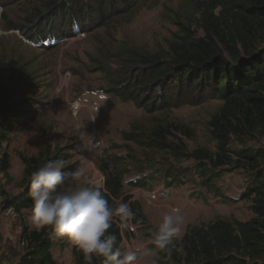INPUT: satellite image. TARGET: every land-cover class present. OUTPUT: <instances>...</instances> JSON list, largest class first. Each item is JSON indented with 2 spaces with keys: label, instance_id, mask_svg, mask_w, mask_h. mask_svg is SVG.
<instances>
[{
  "label": "rangeland",
  "instance_id": "obj_1",
  "mask_svg": "<svg viewBox=\"0 0 264 264\" xmlns=\"http://www.w3.org/2000/svg\"><path fill=\"white\" fill-rule=\"evenodd\" d=\"M209 1L136 0L132 14L116 16L107 26L90 33L75 30L72 37L61 40L53 39L54 36L45 38L42 30L32 35V28L25 27L31 0H0V94L9 90H16L15 95L22 93L18 98L27 103L26 108L32 113L0 149V158L6 155L11 166L10 181L0 174V264H19L26 250L21 238L23 227L35 230L27 223L30 210L21 214L6 210L1 192L7 198L18 195L23 158L36 156L42 149L52 155L68 151L64 168L78 165L82 176L69 187L63 186L65 191L84 183L102 185L98 180L104 179L100 169L104 158L113 164L112 170L124 173L127 185L123 196L129 197L143 219L136 224L134 235H125L124 251L137 244L151 248L150 232L173 208L180 209L184 217L173 241L177 243L188 227L217 219L246 222L253 218L251 202L232 203L216 198L200 185L196 163L185 156H175L181 142L188 153L200 148L216 150L209 137L208 122L221 108V100L149 114L107 92L123 77L124 73H119L126 64L118 55L124 49L150 53L167 49L175 35L181 34L182 26L202 36L200 9ZM15 27L26 30L23 33ZM23 84L25 90H20ZM73 103L79 105L77 114L73 113ZM93 106L99 109L94 112ZM158 128L170 130L167 141L174 149L155 147L152 140ZM93 132L103 140L101 148L90 146ZM248 144L264 147V138ZM233 149H241L237 141ZM132 181L143 186H133ZM217 183L223 193L239 199L247 181L241 171H234L223 174ZM152 192H157L155 200L149 198ZM74 248L66 239L55 240L52 254L57 264H75ZM153 260L158 264L160 257L156 253L149 255L140 264H152Z\"/></svg>",
  "mask_w": 264,
  "mask_h": 264
},
{
  "label": "trees",
  "instance_id": "obj_2",
  "mask_svg": "<svg viewBox=\"0 0 264 264\" xmlns=\"http://www.w3.org/2000/svg\"><path fill=\"white\" fill-rule=\"evenodd\" d=\"M31 1L25 27L32 28V35L42 30L45 38L54 36L53 39L61 40L72 37L75 30L84 34L103 28L116 16L132 14L136 6V0ZM200 21L203 29L200 37L182 26L181 34L175 35L167 49L150 53L127 48L123 54L120 52L118 56L126 67L119 74H124L107 92L149 114L198 106L211 99L223 102L208 122L209 137L216 150L200 148L188 153L181 142L175 156H185L196 163L200 185L216 198L232 203L251 202L253 218L246 222L217 219L203 226L188 227L182 240L170 246V256L167 251L155 253L160 257L158 264H264V147L248 144L264 138V0H211L200 9ZM14 29L23 33L26 30ZM21 86L20 90H25V84ZM16 92L0 94V149L32 114L26 108L27 103L18 98L23 94L15 95ZM169 134L168 128H158L152 143L162 150L174 149L167 141ZM235 141L240 150L233 149ZM68 156V151L52 155L48 149H42L36 156L24 157L21 191L11 198L2 191L4 208L15 214L31 210L32 173L56 160L65 163ZM112 165L102 159L103 187L90 183L82 187L104 190L111 207H116L117 202L129 203L134 213L132 221L141 224L143 219L136 206L123 196L127 185L124 173L112 170ZM10 169L9 158L3 155L0 174L8 181ZM76 170L77 164L62 169L65 173ZM234 171H241L247 181L239 199L223 193L217 183L223 174ZM72 182L68 177L64 186L69 187ZM108 233L116 237L117 246L122 249L118 224L114 223ZM21 238L26 250L19 264H57L52 249L54 241L60 238H55L50 229L23 227ZM74 254L75 264H85L76 247ZM93 264H103V258L94 259Z\"/></svg>",
  "mask_w": 264,
  "mask_h": 264
},
{
  "label": "clouds",
  "instance_id": "obj_3",
  "mask_svg": "<svg viewBox=\"0 0 264 264\" xmlns=\"http://www.w3.org/2000/svg\"><path fill=\"white\" fill-rule=\"evenodd\" d=\"M63 168L64 161L56 160L32 173L29 190L32 207L26 218L31 228L50 229L55 238L66 239L82 253L85 264H93L96 258H103V264H140L143 258L155 254V250L171 255L170 246L184 222L180 209H171L148 239L154 248L137 244L122 251L108 230L114 223L120 228L127 227L134 218L129 203L117 202L116 207H111L100 186L65 191L67 178L79 181L82 173L79 170L65 173Z\"/></svg>",
  "mask_w": 264,
  "mask_h": 264
},
{
  "label": "built area",
  "instance_id": "obj_4",
  "mask_svg": "<svg viewBox=\"0 0 264 264\" xmlns=\"http://www.w3.org/2000/svg\"><path fill=\"white\" fill-rule=\"evenodd\" d=\"M78 109H79V105L77 103H73L72 110L74 114H77ZM98 109H99L98 106H93L94 112H96ZM89 144L91 147H93V149L101 148L103 146V142L96 132H93ZM98 182L103 185L104 183L103 177L99 179ZM102 185H100V187ZM149 198L150 200H155L157 198V192L150 193ZM137 229H138V226L134 224L132 220L128 223L127 227L121 228V234H122L123 241H125V235L132 236L136 233Z\"/></svg>",
  "mask_w": 264,
  "mask_h": 264
}]
</instances>
